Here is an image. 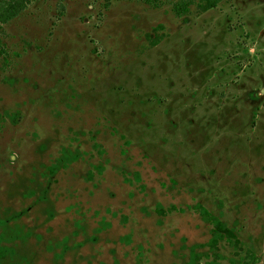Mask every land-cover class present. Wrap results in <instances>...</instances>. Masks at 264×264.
Masks as SVG:
<instances>
[{"label": "rangeland", "instance_id": "rangeland-1", "mask_svg": "<svg viewBox=\"0 0 264 264\" xmlns=\"http://www.w3.org/2000/svg\"><path fill=\"white\" fill-rule=\"evenodd\" d=\"M19 1L0 0V264H264V0ZM195 205L242 251L210 248Z\"/></svg>", "mask_w": 264, "mask_h": 264}, {"label": "trees", "instance_id": "trees-1", "mask_svg": "<svg viewBox=\"0 0 264 264\" xmlns=\"http://www.w3.org/2000/svg\"><path fill=\"white\" fill-rule=\"evenodd\" d=\"M24 0H20L17 2L18 4H21ZM221 0H181L177 1L172 5V11L176 16H182L188 13L189 6L191 4H194L196 8L199 11H205L208 8L214 6ZM17 5V4H16ZM15 8L14 5H8L3 12L6 14L7 12H10ZM1 15V13H0ZM4 19V18H3ZM2 21V19L0 18ZM161 28V26H158ZM1 53V50H0ZM173 208H170L168 211L172 210ZM194 211L198 213V215L206 222H208L211 225V237L209 239V246L210 248H216L217 245L221 241L227 242L229 245H231L233 248L239 250V252L242 251L240 242L236 239L234 233L232 230L227 228L223 223H221L216 217L212 216L208 211H206L204 208H202L199 205L193 206ZM158 213L162 214L163 211L161 209L156 210ZM237 253L239 255L240 253ZM4 256V250L0 246V259ZM238 264H257L258 259L255 256L254 253L251 251H244V254L242 257L239 256Z\"/></svg>", "mask_w": 264, "mask_h": 264}]
</instances>
